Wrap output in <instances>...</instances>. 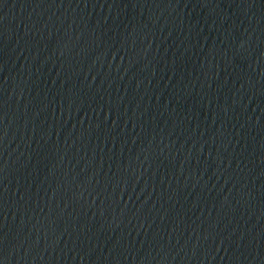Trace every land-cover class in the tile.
Returning <instances> with one entry per match:
<instances>
[{"label":"water","instance_id":"95a60500","mask_svg":"<svg viewBox=\"0 0 264 264\" xmlns=\"http://www.w3.org/2000/svg\"><path fill=\"white\" fill-rule=\"evenodd\" d=\"M123 0H0V123Z\"/></svg>","mask_w":264,"mask_h":264}]
</instances>
